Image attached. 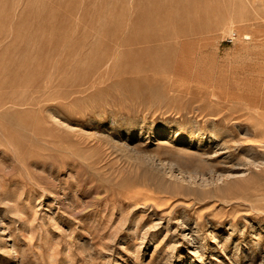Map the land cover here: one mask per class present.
I'll return each mask as SVG.
<instances>
[{"label": "rangeland", "instance_id": "obj_1", "mask_svg": "<svg viewBox=\"0 0 264 264\" xmlns=\"http://www.w3.org/2000/svg\"><path fill=\"white\" fill-rule=\"evenodd\" d=\"M141 3L0 0L5 62L38 17L54 30L23 59L40 90L0 88L34 96L0 120V264H264V0L152 1L158 31L193 26L168 45L172 66L140 96L67 97L80 45L107 41L93 40L103 24L133 35ZM18 23L34 25L19 41Z\"/></svg>", "mask_w": 264, "mask_h": 264}, {"label": "bare ground", "instance_id": "obj_2", "mask_svg": "<svg viewBox=\"0 0 264 264\" xmlns=\"http://www.w3.org/2000/svg\"><path fill=\"white\" fill-rule=\"evenodd\" d=\"M141 1H142V3L139 5V9L142 10L143 14H139L134 19L137 26H134L133 30L130 31L133 33V35L129 32H126L128 34L116 32V30H120V31H126L127 30L125 26H120L122 24L121 22H117L118 25H113V24H111V25L106 24L105 25V24H103L102 26H99L95 30V36H97V35L98 36H102V35L105 36L106 35V37L109 38L107 41L97 43V44L94 41L93 44L92 45L90 44L89 47H87V48L85 46H88V45H85L86 44L85 42L82 45H80L78 43V45H80V48L77 50H79V53L81 51V53H80L81 56L80 55L78 56V53H77V56H76V54H75V56L73 55L74 58L69 59L72 57L71 55H70L71 57L67 58V61H68V59L72 61L73 59H75V57H77L76 59H80L78 57H82V59L80 61H77L76 63L74 62L75 64H73V62L71 63V61H68L74 65L73 66L75 69L74 71H76V73H78V74H77V77H75L73 79H71V76L69 75V79H71L70 80L71 82L68 81V82H70L69 85L67 84V82L64 81L65 78L63 79L64 84L66 83L68 85L65 87H67V88L70 87V90L66 94L67 97H71V96L78 97L79 95H83L86 93L89 94L88 92L91 91L92 89H97L99 91V94H104V93L109 94L111 92V90L115 89V88L116 89L121 88L129 94H132V95L137 94L140 96L149 90V88L151 86L150 82H153V81H150L149 76L151 74L148 75L149 72L154 73V74H161V73L165 72L166 67L172 66L171 60L169 58H170V55H173V54L171 53L172 50L168 49V45L175 46L174 42H176V44H177V38L176 37L179 34L185 33V35H187L186 33H188L189 31H191V32L194 31V30H192L193 26H190L187 29H183V27H181L182 25L179 27L178 26L179 24H177V25L174 24V26L178 27V28L173 27L174 28L173 30H175L177 32V35H175V37L171 36L173 34L172 32L167 33V32L158 31V26H157L159 24L158 17H153L151 15L150 2H152V1L155 2V6H153V7L156 10H164L168 7L169 3H172V2H174V4H176V6H178V5L182 6L181 5L182 0H141ZM142 17H145L148 22H156V23L144 26V25L140 24V20ZM38 19H40V18L38 17ZM38 19H37L38 24L36 25L34 22V24L36 26L34 28H31L32 30H30V31H29L30 27L34 26L32 23H27V24L18 23L17 25H15L16 29L19 31H16L18 33L14 34V39L18 40L17 37L18 36L20 37V34L26 35L28 31L30 32V34L28 33L27 36H29V37H27V38H29L31 40V42L36 43V45H38L39 41L43 38L42 36H44V32L47 33L46 35L48 36V38L52 37L54 30H53V32L50 31V29L47 30L48 26H46L47 24L45 23V21L41 22L39 20V22L43 23L46 26V28H44V29L41 28V25L38 22ZM48 23H49V21H48ZM167 23L168 24H166V25H165V23H163L162 26H164L165 28H169L171 23L170 22H167ZM29 24H32V26H29ZM49 24H51V23H49ZM53 26L54 25L51 24V27L53 29H55ZM198 27H199L198 24L194 25V29L195 28L197 29ZM1 28H2V26H1ZM3 28H5V26ZM13 28L15 29V27H13ZM91 32H93V31H91ZM0 34H1V32H0ZM6 36H7V33H6ZM59 36L61 37L60 39H63V31H61ZM86 36H84V38ZM98 36L96 38L93 37L95 39H93V38L92 39L96 40L98 38ZM82 37H80V40H84V38L81 39ZM4 38H5V36H4ZM52 38H50V39H52ZM102 38L104 39V37H102ZM102 38L100 37L99 40ZM246 38H248V37L246 36ZM57 39L60 40L59 38H57ZM30 40H28L26 43V45H27L26 49L24 50V48H23V50H21L22 52L24 51V53H25L24 56L28 52L27 51L28 45H29V43H31ZM172 40H173V43L171 42ZM0 41H1V39H0ZM20 41H23V37ZM37 41H38V43H37ZM89 41H90V39H89ZM164 41H169V44L163 43ZM40 42L41 43H39V44L44 45L42 43V41H40ZM96 42H98V40ZM8 43H10V42H8ZM90 43H92V42H90ZM2 44L3 43H1L0 45H2ZM58 44H59V42H58ZM9 45H8V47L6 46V48H2L3 46H0V71H1L0 72V88L3 87V90L4 89L13 90V88L16 86L24 88V86L31 84V86L29 88H31V90L34 91L33 93L38 92L40 90L39 84L42 83V81H40L41 78H39V80H33L29 76L27 77V74L22 73L23 68H25L27 66L26 64H28L26 62L27 61L26 56H25L26 57L25 60H23L24 56L22 57L23 58L22 60L20 59V63L15 62L16 60L13 61L10 59L5 62L7 54L12 52L10 50L12 48V45H14V43L11 46H9ZM30 45H32V48H31V46H29L30 49L33 50V44H30ZM36 45L34 46V48L39 46V45L38 46H36ZM42 45H40V46H42ZM24 47H25V45H24ZM51 47H54V48H51ZM51 47H50L51 49H49V48L46 49V47H44V49H46L45 52L55 54V52L59 51V50H57L55 45L51 46ZM38 48L40 49V47H38ZM38 48H36V49H38ZM69 48L72 50L71 46ZM74 50H76V49H74ZM100 50H101V52H100ZM67 51L70 52V50H67ZM169 51H170V53H169ZM40 52H42V51L40 50ZM73 53H74V51H73ZM18 54H19V52H18ZM28 55H29V53H28ZM30 55H31V52H30ZM32 55H33V53H32ZM21 56L22 55H20V58H21ZM37 56H38V53H37ZM10 57L13 58L14 56L10 55ZM17 57H18V55H17ZM65 60H64V64H65ZM32 62H33V60H32ZM35 62H37V61L35 60ZM68 62H67V64H68ZM29 63H31V62H29ZM35 64H37V63H35ZM38 65H40V64H38ZM66 67H67V65H66ZM28 68H26V69H28ZM38 68L41 69L40 66ZM64 69H65V71L67 70L66 68H64ZM36 70L37 69H35V71ZM64 72H63V74H64ZM2 74L6 75V77L4 79H1ZM37 74H39V73H37ZM66 74H69L68 70L66 71ZM64 76H66V75H64ZM67 77L68 76H66V78ZM66 80H68V79H66ZM43 85H44V83H43ZM44 88H45V86H44ZM92 91H94V90H92ZM95 92H96V94H98L97 91H95ZM33 93L32 94L30 93V94L33 95ZM3 95L4 94L0 95V120H3V121L6 120V122L9 124H13L12 121H15V120L11 121L10 116L13 117L12 111L10 110V108H7L6 105L7 104H12L14 106H15V104L22 105L27 101H30V103H31L33 101V98H34V96L29 97V99H25L22 96H20L19 98H17V96H16V98H15L14 97L15 95L13 96L12 94L11 95H5V96H3ZM65 97L66 96H64V98ZM77 101H78V99H77ZM37 105H38V103H37ZM258 127H259V125H258ZM2 248L0 246V251L2 250ZM1 255H5V254H1Z\"/></svg>", "mask_w": 264, "mask_h": 264}, {"label": "built area", "instance_id": "obj_3", "mask_svg": "<svg viewBox=\"0 0 264 264\" xmlns=\"http://www.w3.org/2000/svg\"><path fill=\"white\" fill-rule=\"evenodd\" d=\"M233 38H236L235 32L232 33V35L229 37L228 41H232Z\"/></svg>", "mask_w": 264, "mask_h": 264}]
</instances>
